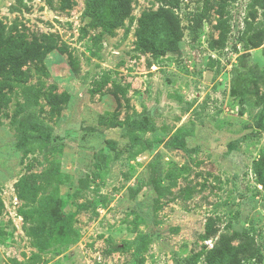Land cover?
I'll use <instances>...</instances> for the list:
<instances>
[{"label":"rangeland","instance_id":"obj_1","mask_svg":"<svg viewBox=\"0 0 264 264\" xmlns=\"http://www.w3.org/2000/svg\"><path fill=\"white\" fill-rule=\"evenodd\" d=\"M161 3L133 0L107 34L87 26L86 0H0L5 33L52 47L0 93V264H191L202 251L194 264H204L216 239L202 238L208 221L249 232L260 251L246 264H264V188L253 171L264 148V40L250 48L244 30L247 18L264 28L263 9L179 0V51L154 57L136 49L135 28ZM197 11L206 16L192 41ZM61 94L55 110L49 97ZM28 112L47 136L31 128L44 139L18 146ZM136 119L154 129L130 140L125 123ZM174 135L185 151L165 143Z\"/></svg>","mask_w":264,"mask_h":264},{"label":"trees","instance_id":"obj_2","mask_svg":"<svg viewBox=\"0 0 264 264\" xmlns=\"http://www.w3.org/2000/svg\"><path fill=\"white\" fill-rule=\"evenodd\" d=\"M164 3L158 5L156 9L143 10L137 18L135 28V44L136 49L142 53H150L157 57L168 52H178L180 42L183 37V28L179 16L174 11L178 6L179 0H159ZM263 9L264 0H252ZM133 0H86V7L83 12L88 27H100L102 32L112 34L113 29L122 26L124 21L131 17ZM62 6L70 7L72 0H61ZM252 13V12H251ZM220 20L218 25L225 28L226 21L220 12ZM202 11L195 12L191 19V40L195 41L202 29V22L205 18ZM252 17L255 14L252 13ZM245 33H247V46L250 48L258 47L264 40V28L262 25L253 26L250 21H245ZM254 29V30H251ZM228 30H220V35L214 42L223 44L225 34ZM83 35L86 30H82ZM244 33V34H245ZM249 33V34H248ZM52 47L38 40L36 37L27 40L22 34L5 33L0 23V93L4 85H9L11 81H20L23 74L22 67L33 63L39 67L43 62L44 55L49 52ZM71 63L75 65L72 60ZM115 93V92H114ZM115 95V94H114ZM35 94L32 95L30 101L34 103ZM51 107L57 110L59 102L65 100V95L49 97ZM22 106V105H20ZM30 107V106H29ZM264 115L263 109L259 112L258 118ZM260 125V119L258 122ZM41 131L47 136L46 129L43 125L34 120L32 112H28L18 122V129L21 138L17 142L18 146H23L30 136L29 129ZM150 130L154 126L141 120H129L125 123V131L130 140H137V130ZM39 133V132H38ZM42 135L30 136L44 139ZM169 146L186 150V144L182 135H174L165 142ZM253 171L257 184L264 188V148L261 150L259 159L253 163ZM23 179L18 182V186H22ZM211 220V218H209ZM216 237L212 247L204 251V264H246L254 260L259 255V248L256 246L254 238L247 231H233L231 233L220 232L215 229L209 221L205 225V233L202 238L208 239ZM236 242V243H234ZM203 252V251H202ZM202 252L194 255V258L188 260V263L194 264Z\"/></svg>","mask_w":264,"mask_h":264}]
</instances>
